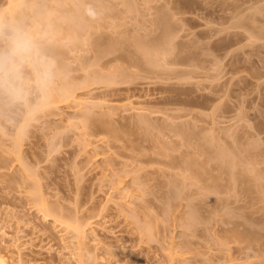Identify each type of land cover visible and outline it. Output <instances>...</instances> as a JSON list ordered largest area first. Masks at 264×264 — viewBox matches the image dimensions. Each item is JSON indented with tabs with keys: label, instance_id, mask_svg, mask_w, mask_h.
I'll return each instance as SVG.
<instances>
[{
	"label": "rangeland",
	"instance_id": "374dc122",
	"mask_svg": "<svg viewBox=\"0 0 264 264\" xmlns=\"http://www.w3.org/2000/svg\"><path fill=\"white\" fill-rule=\"evenodd\" d=\"M11 25L50 71L0 94L9 264H264V0H0Z\"/></svg>",
	"mask_w": 264,
	"mask_h": 264
},
{
	"label": "clouds",
	"instance_id": "9594fccd",
	"mask_svg": "<svg viewBox=\"0 0 264 264\" xmlns=\"http://www.w3.org/2000/svg\"><path fill=\"white\" fill-rule=\"evenodd\" d=\"M86 12L95 18L96 12L91 6ZM28 65L35 71L36 83L43 85L49 75L50 62L38 52L35 38L17 25L8 26L6 46L0 48V94L12 101L25 98L28 87L25 67Z\"/></svg>",
	"mask_w": 264,
	"mask_h": 264
},
{
	"label": "bare ground",
	"instance_id": "6f19581e",
	"mask_svg": "<svg viewBox=\"0 0 264 264\" xmlns=\"http://www.w3.org/2000/svg\"><path fill=\"white\" fill-rule=\"evenodd\" d=\"M11 1H13V0H11ZM16 0H14V2H15ZM51 27H52V25H51ZM54 30H56V27L54 28V26L52 27ZM58 30V29H57ZM157 49V48H156ZM156 52V51H155ZM89 102V101H88ZM95 104H101V103H99V102H94V101H91L90 102V105H95ZM17 141V140H16ZM20 144V142H19V140H18V142H17V144ZM18 147H19V145H18ZM224 159V158H223ZM43 200V199H42ZM40 200V204H42V207L40 206V208H41V211H42V209H43V213L45 214V216H48V210L46 211V209H47V206H46V204L44 203V205L46 206V208H45V206L43 205V202L45 201V200ZM56 220V219H55ZM57 221V220H56ZM74 225V224H73ZM71 225L70 224H68L67 226H66V228H69ZM71 227H73L72 229L73 230H75V232H76V234L80 237V239H83V238H85L86 237V234H87V227L83 224V225H81V224H77L76 223V225L75 226H71ZM71 227H70V229H71ZM91 231V230H90ZM90 233H92V231L90 232ZM95 239V238H94ZM95 241H97L96 239H95ZM0 264H9L8 263V261H7V259L3 256V255H1L0 254Z\"/></svg>",
	"mask_w": 264,
	"mask_h": 264
}]
</instances>
